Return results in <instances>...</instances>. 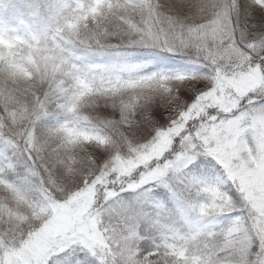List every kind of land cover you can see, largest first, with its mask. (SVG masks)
I'll use <instances>...</instances> for the list:
<instances>
[{
  "label": "snow or ice",
  "instance_id": "1",
  "mask_svg": "<svg viewBox=\"0 0 264 264\" xmlns=\"http://www.w3.org/2000/svg\"><path fill=\"white\" fill-rule=\"evenodd\" d=\"M69 257L264 264V0H35L0 28V264Z\"/></svg>",
  "mask_w": 264,
  "mask_h": 264
},
{
  "label": "trees",
  "instance_id": "2",
  "mask_svg": "<svg viewBox=\"0 0 264 264\" xmlns=\"http://www.w3.org/2000/svg\"><path fill=\"white\" fill-rule=\"evenodd\" d=\"M35 2V0H0V28H14L19 25L18 20H16L17 13L27 12V5ZM172 66L176 68L186 67L179 60H173ZM157 106L160 107V111L166 112L165 108L160 104V101L156 102ZM112 109L105 105L104 102H99L94 114L100 115L101 118H111ZM118 115V114H117ZM166 118V116H165ZM198 171L205 172L209 175L215 176L216 172L211 168H199ZM225 190L229 191L228 186H225ZM154 194L158 199L164 201L169 207L175 206V201L172 200L171 196L168 194L167 190L164 188H156ZM230 194V192H229ZM227 223V221H223ZM75 257H69L65 260L64 264H75Z\"/></svg>",
  "mask_w": 264,
  "mask_h": 264
},
{
  "label": "rangeland",
  "instance_id": "3",
  "mask_svg": "<svg viewBox=\"0 0 264 264\" xmlns=\"http://www.w3.org/2000/svg\"><path fill=\"white\" fill-rule=\"evenodd\" d=\"M26 13H27L26 11L17 13L16 20H18V22H19L26 15ZM229 192H230V195H231V194H233L235 192V190L231 189V190H229Z\"/></svg>",
  "mask_w": 264,
  "mask_h": 264
}]
</instances>
